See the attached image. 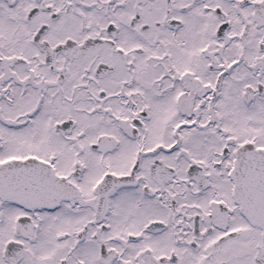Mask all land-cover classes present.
I'll list each match as a JSON object with an SVG mask.
<instances>
[{"label": "snow or ice", "instance_id": "obj_1", "mask_svg": "<svg viewBox=\"0 0 264 264\" xmlns=\"http://www.w3.org/2000/svg\"><path fill=\"white\" fill-rule=\"evenodd\" d=\"M0 264H264V0H0Z\"/></svg>", "mask_w": 264, "mask_h": 264}]
</instances>
